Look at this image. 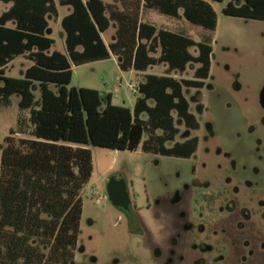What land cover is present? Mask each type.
I'll list each match as a JSON object with an SVG mask.
<instances>
[{
    "label": "trees",
    "instance_id": "trees-1",
    "mask_svg": "<svg viewBox=\"0 0 264 264\" xmlns=\"http://www.w3.org/2000/svg\"><path fill=\"white\" fill-rule=\"evenodd\" d=\"M0 103L19 94L29 111L4 138L0 157V264H72L83 201L89 181V146L163 156L192 155L197 138L176 140L179 124L194 130L202 105L191 111L189 88H201L211 69L212 45L140 20L141 7L214 30L217 14L209 0H57L70 6L61 26L66 53H48L54 39L46 33L55 0H0ZM221 1V0H214ZM223 13L264 20V0H229ZM115 25L108 44L102 33ZM197 48L195 54L191 48ZM118 59L122 71L145 72L132 108L115 105L99 90L69 86L72 66ZM17 57L31 63L21 77L5 70ZM189 65L193 75L184 78ZM175 72L179 75L176 76ZM26 133L28 136H21ZM20 136H19V135Z\"/></svg>",
    "mask_w": 264,
    "mask_h": 264
},
{
    "label": "rangeland",
    "instance_id": "rangeland-1",
    "mask_svg": "<svg viewBox=\"0 0 264 264\" xmlns=\"http://www.w3.org/2000/svg\"><path fill=\"white\" fill-rule=\"evenodd\" d=\"M209 2L217 14V26L214 30L193 24L182 15L174 18L158 11H155L149 21L157 27L212 45L211 69L206 82L211 83L214 89H200V102L204 105L202 120L212 122L216 139L222 146L236 149L238 143L232 136L244 129V109L235 101L242 97L253 99L264 81V20L224 14L223 8L229 0ZM7 6L0 3V11ZM69 10V6H58V19L53 16L47 18L49 32L46 34L54 39L51 50L66 53L60 19ZM113 34L110 26L102 34L104 41L111 42ZM190 51L195 54L197 48L193 47ZM30 63L26 58L17 57L8 64L5 73L7 76L21 77ZM194 67L195 65H189L180 75L184 78L192 77ZM147 72L161 74L164 66H153ZM175 75L179 74L175 72ZM139 77L140 75L121 71L116 59L111 58L74 66L69 86L96 88L103 98L107 93H112L113 104L132 107L138 94L132 91L131 86L138 85ZM235 84H239L241 88L238 93H235ZM198 90H186L193 112L196 98L192 100V96ZM19 99V94H14L9 104L0 103V146H3L4 138L10 130L17 129L19 119H23V128H29V111L19 107ZM228 104L231 106L228 107ZM197 117L199 118L198 114ZM178 126V135H181L184 126L182 123ZM20 135L28 136L26 133ZM178 135L176 140H181ZM89 148L93 170L81 192L83 206L74 264H142L138 255L148 253L147 247L154 242L164 245L168 230L170 232L178 226L176 214L184 210L186 216L189 215L190 193L183 188L188 181L187 160L144 152L141 147L135 151L97 146ZM114 177L123 178L136 196L138 214L145 230L142 236L131 234L136 231V226L126 219L108 197V183ZM177 192L180 201L174 204L171 200ZM149 204L150 207H147Z\"/></svg>",
    "mask_w": 264,
    "mask_h": 264
},
{
    "label": "flooded vegetation",
    "instance_id": "flooded-vegetation-1",
    "mask_svg": "<svg viewBox=\"0 0 264 264\" xmlns=\"http://www.w3.org/2000/svg\"><path fill=\"white\" fill-rule=\"evenodd\" d=\"M205 88L214 89L205 80L192 96L194 111L202 105L197 129L184 127L178 135L180 141L197 138L195 152L180 156L188 165L183 188L190 193L189 215L184 210L176 214L178 226L168 230L164 245L154 242L148 253L138 255L142 264H264V81L253 99L235 101L244 109V129L232 136L236 149L222 146L212 122L202 120L200 89ZM234 90H241L239 84ZM115 179L112 189L117 195L125 192L129 199L125 207L116 208L136 226L131 234L142 236L136 196L123 178ZM179 201L177 192L171 202Z\"/></svg>",
    "mask_w": 264,
    "mask_h": 264
},
{
    "label": "crops",
    "instance_id": "crops-1",
    "mask_svg": "<svg viewBox=\"0 0 264 264\" xmlns=\"http://www.w3.org/2000/svg\"><path fill=\"white\" fill-rule=\"evenodd\" d=\"M56 2V7H58V6H60L58 3H57V0L55 1ZM112 2H113V0H112ZM0 3H3V4H5V5H8L7 6V8H5V9H3L2 11H5V10H7L9 7H10V5H11V3H4V2H1L0 1ZM70 7V6H69ZM71 7H70V10L68 11V13H70L71 12ZM2 11H0V12H2ZM155 11H157V10H155V9H152V8H146V7H141V10H140V20L141 21H143V22H147V23H150V24H153V23H151L150 21L152 20V16L156 13ZM67 13V14H68ZM66 14V15H67ZM181 15H182V12H181V10L179 11V15H178V17H174V18H180L181 17ZM50 16H53V15H48V18L50 17ZM65 16V15H64ZM53 17H57V16H53ZM172 17V16H171ZM63 18V17H62ZM61 18V19H62ZM57 19H58V17H57ZM61 19H60V25H61ZM150 20V21H149ZM49 22V21H48ZM154 25V24H153ZM112 26V28H113V31H114V34H115V25L114 24H112L111 25ZM156 26V25H155ZM62 27V26H61ZM158 28H160V27H158ZM63 29V28H62ZM64 31V30H63ZM171 31V30H170ZM47 32H49V27H48V31ZM106 32V31H105ZM103 34V33H102ZM114 34H113V36H112V41L114 40ZM102 38H103V35H102ZM104 40V39H103ZM111 41V42H112ZM64 42H65V32H64ZM106 43V42H105ZM110 43V42H109ZM106 44H108V43H106ZM65 48H66V46H65ZM53 51H57V50H49L48 52L49 53H51V52H53ZM66 52V51H65ZM111 58H115L116 59V61H117V64H118V59H117V57H115V56H111L109 59H105V60H110ZM95 62V61H94ZM92 63V62H91ZM30 65V64H29ZM28 65V66H29ZM83 65V64H82ZM73 67L74 66H72V71H73ZM118 67H119V65H118ZM26 68V67H25ZM153 67H150L149 69H152ZM119 69H120V67H119ZM121 70V69H120ZM122 71V70H121ZM124 72H126V73H129V74H132V75H140V77H139V79L140 80H138V82H137V84L141 81V79L143 78V76L146 74V73H148L147 71H145V72H139V71H135V70H128V71H124ZM155 74V73H154ZM73 75V74H72ZM89 88H92V87H89ZM96 89V88H95ZM98 90V89H97ZM107 94H110L111 95V102H112V98H113V96H112V93H107ZM134 103H135V101H134ZM134 103H133V105H134ZM133 107V106H132ZM132 107H130V108H132Z\"/></svg>",
    "mask_w": 264,
    "mask_h": 264
},
{
    "label": "water",
    "instance_id": "water-1",
    "mask_svg": "<svg viewBox=\"0 0 264 264\" xmlns=\"http://www.w3.org/2000/svg\"><path fill=\"white\" fill-rule=\"evenodd\" d=\"M113 182H116L115 178H111L108 183V187H107L108 197L115 206L125 207L129 201L127 194L125 195V192H122V194L117 195L116 192L111 187Z\"/></svg>",
    "mask_w": 264,
    "mask_h": 264
},
{
    "label": "built area",
    "instance_id": "built-area-1",
    "mask_svg": "<svg viewBox=\"0 0 264 264\" xmlns=\"http://www.w3.org/2000/svg\"><path fill=\"white\" fill-rule=\"evenodd\" d=\"M132 87V91L134 92V93H137L138 94V85H133V86H131ZM103 198H106L105 196H103Z\"/></svg>",
    "mask_w": 264,
    "mask_h": 264
}]
</instances>
